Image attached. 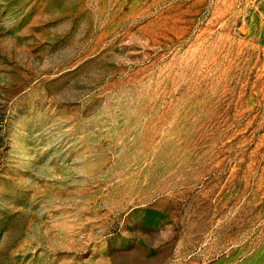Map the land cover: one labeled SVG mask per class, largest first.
<instances>
[{"label": "rangeland", "instance_id": "374dc122", "mask_svg": "<svg viewBox=\"0 0 264 264\" xmlns=\"http://www.w3.org/2000/svg\"><path fill=\"white\" fill-rule=\"evenodd\" d=\"M0 264H264V0H0Z\"/></svg>", "mask_w": 264, "mask_h": 264}]
</instances>
